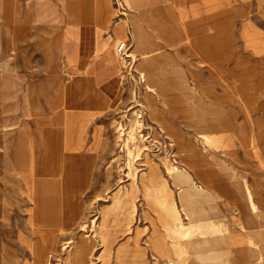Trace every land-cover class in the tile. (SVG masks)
<instances>
[{"label":"rangeland","instance_id":"rangeland-1","mask_svg":"<svg viewBox=\"0 0 264 264\" xmlns=\"http://www.w3.org/2000/svg\"><path fill=\"white\" fill-rule=\"evenodd\" d=\"M71 1L0 0V264H202L196 238L166 233L181 204L189 227L206 209L236 234L222 258L256 263L244 229L264 226V0H142L152 28L124 0ZM91 60L96 74L77 70ZM114 76L111 97L93 85ZM40 127L47 196L29 167Z\"/></svg>","mask_w":264,"mask_h":264},{"label":"bare ground","instance_id":"bare-ground-1","mask_svg":"<svg viewBox=\"0 0 264 264\" xmlns=\"http://www.w3.org/2000/svg\"><path fill=\"white\" fill-rule=\"evenodd\" d=\"M124 1L127 3V6H129L130 8H134L135 10L139 11L138 14L140 15L142 20L150 28L155 26V22H156L157 18H156V15L153 13L152 8H145L142 0H124ZM139 4H140V7L137 8V6ZM40 131L44 136L43 139L45 140V141L43 140L45 143V148L43 151L44 156L43 157H37V152L31 151V154L29 156L30 157V164H29L30 166L29 167H30V171H31V175H32V192L35 194V196L38 194L47 196L49 194V192L52 191L51 182L54 183L53 181L56 179L54 177H48V178L46 177L47 175H49L47 169L50 167L49 154L51 153V141H49V139L47 137L48 135H47V133H45V130L43 128L40 127ZM65 143H69V141H66ZM66 147H67V144H66ZM187 179L192 182L193 187H194L195 191L199 194V196H201V197L212 196L211 191H209V189H207L201 183H198L197 180H195V178L193 177V175L188 174ZM243 187H244L245 195L247 197V200H248V203L250 206V210L253 213L255 210V203L252 200L253 198L251 197V194H250L246 184L243 183ZM180 193H181L182 198H184L187 201H192V196L189 195V193L187 191L181 189ZM34 194H33V196H34ZM252 195H253V192H252ZM186 207H187L186 204H181V209H178L177 207L174 206L171 210V212H175V215L172 216V219L173 220H175V219L180 220V218L182 217L181 210H182V212L185 213L187 218H190L189 212L186 209ZM202 210H203V211H201L202 217L211 216V213L209 210H206V209H202ZM33 215H32V218H33ZM253 220L255 221L256 225L252 229H250V228L244 229L247 236H249L250 240H251L249 252L252 253V256L257 258L256 263H253V264H264V258H263L264 256L259 255L260 254L259 253L260 246H262V245H259V243H258L259 241L258 242L252 241V239L257 241L259 237L260 238L264 237V226L260 225V221H259L258 217H254V215H253ZM213 225L214 226H210L213 229V232L211 231V233H209V234L213 235L214 238H216L214 245L211 244L212 243L211 241H209L205 238V236H206L205 233H203L201 236L203 238L202 240L200 239V237H195V235H192L191 237L185 238V235L183 234V238L184 239H187V238L195 239L196 238V241H195L194 245L192 246L193 253L195 254V256L197 258H199V260L202 262V264H206V263L207 264H230L227 259L222 258L221 254H220V248L218 245V243H220L218 238L224 237V234H225V232L222 231L223 226L221 224L219 225L217 223H214ZM181 228H183V227H181ZM179 231H181V230H179ZM166 233L169 234V229L166 231Z\"/></svg>","mask_w":264,"mask_h":264},{"label":"crops","instance_id":"crops-1","mask_svg":"<svg viewBox=\"0 0 264 264\" xmlns=\"http://www.w3.org/2000/svg\"><path fill=\"white\" fill-rule=\"evenodd\" d=\"M73 2V0L71 1V3ZM70 3V7L73 8V6H71ZM92 14V13H91ZM10 17V12L7 11L4 14V19L6 21L9 20ZM91 22L87 21V22H81L80 24V30H79V41H80V46H79V56L84 55L85 53H89L90 51H92V42H93V31L91 26L89 25ZM47 54V52H46ZM153 60V59H152ZM150 60V62H144V66L143 68L148 69V66L154 65L153 63H155L154 61ZM90 64V65H88ZM89 67L92 68V72L93 73H97V65L91 60V61H86V64L84 62H80L77 64L76 68L77 70H81V71H86L88 69V72L91 73V70L89 69ZM93 84L96 86L97 84H99L101 86V90L102 92H104L105 94H107L108 96L111 97V95H114V93L117 91L118 89V85H119V79L117 76H114L113 78H109L108 80L104 81H100V80H94ZM96 89V88H95ZM106 99V98H105ZM177 208H179V206H176ZM186 219V218H185ZM194 225L195 226H200V228H193V227H189L190 226V222L187 219L186 221H184L183 219L180 218V220H172V226L169 228V230L171 231L172 236H174L177 233V230H181L183 231V234L185 235V237H191L192 235L196 234H201L199 235L200 239L202 240L203 238L201 237L203 233H205V238L209 241H211L212 245H214L215 243V239L213 237V235H210L209 232L207 233V230L205 228H203L204 226L206 227L207 225H213V222H210L209 217L208 216H204L201 218H194ZM207 224V225H206ZM181 226L183 228H181ZM236 238V234H234L233 232L227 233L225 235V237H221L218 238V240L220 241V243H218L219 247L222 246L223 243L228 242L229 240H235ZM217 245V246H218Z\"/></svg>","mask_w":264,"mask_h":264},{"label":"built area","instance_id":"built-area-1","mask_svg":"<svg viewBox=\"0 0 264 264\" xmlns=\"http://www.w3.org/2000/svg\"><path fill=\"white\" fill-rule=\"evenodd\" d=\"M126 46H127V41H120L117 46V51L121 53L124 52V50L127 48Z\"/></svg>","mask_w":264,"mask_h":264}]
</instances>
